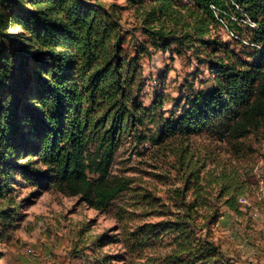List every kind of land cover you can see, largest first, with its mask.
I'll list each match as a JSON object with an SVG mask.
<instances>
[{
  "label": "trees",
  "instance_id": "16d2710c",
  "mask_svg": "<svg viewBox=\"0 0 264 264\" xmlns=\"http://www.w3.org/2000/svg\"><path fill=\"white\" fill-rule=\"evenodd\" d=\"M129 7L144 11L139 29L147 37L134 52L121 24ZM246 17L255 27L245 29ZM177 19L190 30L166 28ZM221 20L238 41L213 33ZM199 45L210 63L208 87L177 100L168 118L146 107L141 59L149 47L181 55ZM262 129L264 0H128L127 7L105 0H0V199L14 173L36 191L53 187L113 213L127 252L140 264H244L226 257L213 226L223 206L242 213L249 174L239 161L245 140ZM196 136L225 143L229 158L193 152ZM128 141L146 146L140 156L167 158L181 175L169 204L136 193L135 180L112 173ZM129 194L132 206L163 219L131 225L136 212L118 206ZM10 219L0 211L7 229Z\"/></svg>",
  "mask_w": 264,
  "mask_h": 264
},
{
  "label": "rangeland",
  "instance_id": "374dc122",
  "mask_svg": "<svg viewBox=\"0 0 264 264\" xmlns=\"http://www.w3.org/2000/svg\"><path fill=\"white\" fill-rule=\"evenodd\" d=\"M150 1L145 0L146 3ZM105 2L128 6V0ZM143 12L139 13L134 7L121 11L124 31L133 34L127 39V48L131 52L135 51L140 40H147L139 29L144 19ZM174 20H168L167 29L182 31L185 26L190 30L188 22ZM221 21L218 32L213 33L225 42L238 41L241 36L224 20ZM243 24L245 29L248 25L255 27L249 18ZM244 44L248 45L246 41ZM149 50L151 52L141 59L144 72L141 100L146 107L155 108L168 118L176 112L174 105L177 100L187 97L194 90L208 87L212 77L210 63L200 45L196 50L189 49L181 55L172 51H154L152 47ZM237 50L240 51V47ZM240 55L248 58L242 53ZM165 70L168 72L163 81ZM245 143L239 164L243 172L249 174V189L240 199L242 213L237 215L221 207L224 216L213 226V236L227 258L244 264H264V129L248 137ZM190 145L193 152L202 156L207 150L215 152L222 160L230 156L223 148L225 143L215 142L208 136H196ZM145 147L136 149L134 143L128 141L119 150L112 173L135 180L133 186L138 189L136 193L153 194L169 204L173 191L182 184L181 175L171 167L167 158L149 152L140 156L138 151L143 152ZM25 161L21 159L19 162ZM170 162H173L172 158ZM134 201L133 194H129L118 202L120 208L136 212L131 225L163 219L149 215L151 210L143 206H132ZM5 210L11 219L8 229L0 223V264H103V259H108L107 264L142 262L127 252L113 213L97 211L79 197L67 196L56 188L36 191L24 177L13 173L8 194L0 199V211ZM101 237L103 240H100Z\"/></svg>",
  "mask_w": 264,
  "mask_h": 264
}]
</instances>
